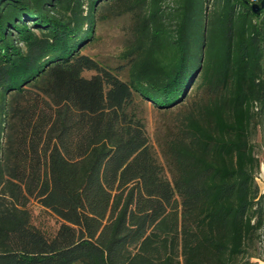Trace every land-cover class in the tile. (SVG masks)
I'll use <instances>...</instances> for the list:
<instances>
[{
    "label": "trees",
    "instance_id": "1",
    "mask_svg": "<svg viewBox=\"0 0 264 264\" xmlns=\"http://www.w3.org/2000/svg\"><path fill=\"white\" fill-rule=\"evenodd\" d=\"M252 3L0 0V264H253L264 9ZM128 13L122 64L84 53L98 17ZM149 106L179 110L159 150ZM33 202L61 221L55 235Z\"/></svg>",
    "mask_w": 264,
    "mask_h": 264
},
{
    "label": "rangeland",
    "instance_id": "2",
    "mask_svg": "<svg viewBox=\"0 0 264 264\" xmlns=\"http://www.w3.org/2000/svg\"><path fill=\"white\" fill-rule=\"evenodd\" d=\"M170 5H172V3ZM133 23V17L130 13L114 18L98 17L96 19L95 38L84 50V53L97 60L103 66L114 69L123 63L121 54L133 39ZM93 74H95L94 71L85 72V75L88 77ZM123 76L122 74V77ZM178 111L177 108L170 113L153 106L147 108L145 113L147 129L157 150H159L158 139H160L165 134L168 127L171 126ZM259 140L260 137L256 138L255 142H260ZM258 154L262 157L263 150L258 149ZM257 183L263 192V168L258 174ZM31 208L33 223L47 235H55L61 224L58 217L35 202L31 204ZM254 255L255 257H252L250 260L253 264H255L256 259H264V234L258 250L254 252Z\"/></svg>",
    "mask_w": 264,
    "mask_h": 264
},
{
    "label": "water",
    "instance_id": "3",
    "mask_svg": "<svg viewBox=\"0 0 264 264\" xmlns=\"http://www.w3.org/2000/svg\"><path fill=\"white\" fill-rule=\"evenodd\" d=\"M251 9L255 12V13H260L263 9H264V0H261L258 3H252L251 4Z\"/></svg>",
    "mask_w": 264,
    "mask_h": 264
},
{
    "label": "crops",
    "instance_id": "4",
    "mask_svg": "<svg viewBox=\"0 0 264 264\" xmlns=\"http://www.w3.org/2000/svg\"><path fill=\"white\" fill-rule=\"evenodd\" d=\"M255 264H264V259H256Z\"/></svg>",
    "mask_w": 264,
    "mask_h": 264
},
{
    "label": "built area",
    "instance_id": "5",
    "mask_svg": "<svg viewBox=\"0 0 264 264\" xmlns=\"http://www.w3.org/2000/svg\"><path fill=\"white\" fill-rule=\"evenodd\" d=\"M253 2H255V3H258V2H260L261 0H252Z\"/></svg>",
    "mask_w": 264,
    "mask_h": 264
}]
</instances>
